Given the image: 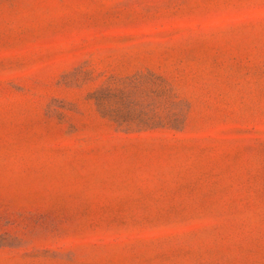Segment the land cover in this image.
<instances>
[{"label": "rangeland", "instance_id": "374dc122", "mask_svg": "<svg viewBox=\"0 0 264 264\" xmlns=\"http://www.w3.org/2000/svg\"><path fill=\"white\" fill-rule=\"evenodd\" d=\"M0 264H264V0H0Z\"/></svg>", "mask_w": 264, "mask_h": 264}]
</instances>
